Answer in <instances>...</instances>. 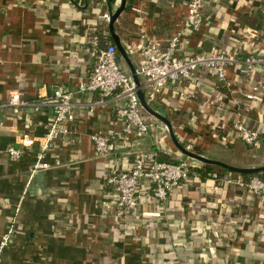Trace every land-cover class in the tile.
Listing matches in <instances>:
<instances>
[{
	"label": "crops",
	"instance_id": "obj_1",
	"mask_svg": "<svg viewBox=\"0 0 264 264\" xmlns=\"http://www.w3.org/2000/svg\"><path fill=\"white\" fill-rule=\"evenodd\" d=\"M115 4L116 0L108 4L101 0H0V240L12 231L0 252V264H264V201L228 180L236 173L226 172L216 182L189 175L165 202L157 201L143 184L136 210L126 217L119 215L114 207L116 196L104 181L109 171L129 169L138 152L157 151L176 161L181 155L165 126L154 121L149 135L129 143L114 141L107 156L95 157L90 136L117 130L116 101L109 100L104 108L89 113L96 96L74 94L70 134L57 138L45 152L49 168L30 177L29 167L52 118L49 107L35 111L32 105L58 89L74 92L86 80L92 67L88 36L93 31L109 35L100 17ZM262 9L264 0H206L204 14L210 22L190 48L196 49L201 36L207 46L234 49L240 37L238 26L264 30ZM185 12L183 0H133L127 14L123 11L115 22L118 31H114L122 46L147 38L165 40ZM252 50H264L263 39ZM130 58L135 65L136 55ZM255 84L261 87L259 96L247 116L240 118L247 126L264 131V73L252 76L250 85ZM236 85L233 94L224 95L223 89L202 79L198 85L189 84L191 101L180 102L167 93L151 107L164 116L176 110L171 121L174 135L184 145L192 143L200 155L239 168L261 167L264 138L253 149L240 141L224 147L209 137L208 123L233 136L229 124L235 117L230 106L246 91L247 83L239 80ZM11 95L26 105L11 107ZM215 98V104H224L226 110L210 117L208 103ZM201 110L207 114H199ZM25 139L32 144L23 146ZM10 146L21 150V160L8 158ZM218 149L257 150L259 156L250 165L230 164L218 158ZM188 165L200 168L202 164Z\"/></svg>",
	"mask_w": 264,
	"mask_h": 264
},
{
	"label": "built area",
	"instance_id": "obj_2",
	"mask_svg": "<svg viewBox=\"0 0 264 264\" xmlns=\"http://www.w3.org/2000/svg\"><path fill=\"white\" fill-rule=\"evenodd\" d=\"M108 1L101 0L103 4H108ZM205 3L206 0H183L185 15L167 39L147 38L142 43L129 41L124 43L123 48L129 58L133 55L137 57L135 73L145 101L150 106L159 96L167 93L180 102L191 101L194 96L193 92L189 91V84L198 85L202 79L208 83L211 81L213 88L223 89L226 94H233L237 90L236 84L239 80L246 81V91L235 98L232 101L233 105L230 106L233 110L232 117H235L229 124L233 136L230 137L229 132H224L217 124L208 123L209 137L224 147L240 141L248 148H258L264 138V131L247 126L240 117L247 116L261 88L259 84L250 85V79L256 72L264 73V50H252L260 36L252 29L237 25L240 28L239 41L237 47L230 51L214 45L207 46L201 36L202 39L199 38L194 45L196 49L190 48L192 40L198 37L202 27L210 22L204 14ZM119 4L120 0H116L115 8L110 13L114 12ZM261 12L264 13V9ZM110 13L102 14L100 17L106 24L109 22ZM89 55L92 60L91 71L86 80L76 85L74 92L58 89L49 98L32 105L35 111L40 110L42 106L49 107L52 118L47 132L39 142L35 160L29 167L30 177L49 168V164L44 162L45 152L57 138L70 134L68 125L74 121L72 104L74 94L96 96L89 105V113L104 108L109 100L117 103L114 110L117 130L111 134L99 131L90 136L92 150L97 158L107 156L114 141L122 140L129 143L133 139L149 135L155 129L156 120L152 121L144 114L129 71L126 67V70H123L119 64L116 47L111 44L101 46L98 37L93 36L90 40ZM215 101L216 98L210 99L208 103L212 112L210 117L216 116L223 108L226 110L224 104L223 107H219ZM9 105L18 108L25 106L26 103L11 95ZM173 112L176 113V110ZM174 113L165 117L175 118ZM199 114L207 113L201 110ZM169 121L171 123V120ZM177 136H175L177 140L183 142L180 136ZM31 144V139L22 141L23 146ZM185 148L193 151L194 147L189 142ZM6 154L11 161H19L23 155L21 150L13 146L6 149ZM189 168L190 166L184 162L170 164L160 161L157 151L138 152L133 155L129 169L111 170L106 174L104 181L116 196L114 203L116 211L121 217H126L140 204L143 184L148 186V191L157 201L165 202L174 189L189 179ZM233 175L235 177L232 179L228 177V180L234 182L239 190L264 201L263 178L253 176L245 179L239 174ZM11 234L12 231L8 230L2 235L0 252L7 246Z\"/></svg>",
	"mask_w": 264,
	"mask_h": 264
},
{
	"label": "water",
	"instance_id": "obj_3",
	"mask_svg": "<svg viewBox=\"0 0 264 264\" xmlns=\"http://www.w3.org/2000/svg\"><path fill=\"white\" fill-rule=\"evenodd\" d=\"M126 4H127V0H120L119 7L114 12L110 13V19H109V22L107 24V29H108L109 36L112 39L114 46L116 47V50L120 56V59L123 61L127 70L129 71V74L132 78L133 84H134L135 89H136V95L138 97L139 103H140L143 111L148 116L152 117L153 119H155L156 121L160 122L161 124H163L165 126V128L167 130L168 137H169L170 141L172 142L173 146L177 149V151H179L180 154H182L187 159H191V160L196 161L202 165L219 167L221 169L227 170L228 172H232V173H236V174L264 173V166L256 167V168L234 167V166L227 165V164L220 162V161H217V160L206 158L200 154H197L193 151L186 149L185 147H183L179 143V141L176 139V137L174 135L173 128H172V125H171L169 119L167 117H165L164 115L155 111L145 101L144 93L141 90V85H140L139 79L135 73V67H134L131 59L129 58V56L125 52L123 46L121 45V41H120L118 35L114 31V24L117 21V19L119 18V16L123 13V11L126 7Z\"/></svg>",
	"mask_w": 264,
	"mask_h": 264
},
{
	"label": "trees",
	"instance_id": "obj_4",
	"mask_svg": "<svg viewBox=\"0 0 264 264\" xmlns=\"http://www.w3.org/2000/svg\"><path fill=\"white\" fill-rule=\"evenodd\" d=\"M132 1L133 0H127L126 7L124 9L125 15L127 14L128 9H129V5H130V3ZM110 2H111V0L108 1V3H110ZM121 23H124V20H121ZM83 27H85V26H83ZM114 29H115V31H118V24H115ZM252 30H254V29H252ZM105 31H106V27H105ZM254 31H256L258 33V35L260 36L259 37L260 40L264 38V30L263 31H261V30L258 31L256 29ZM93 36H97L98 37L99 43H100L101 46H105V45H108V44L114 45V43H113V41H112V39L110 38L109 35H102V34H100V32L93 31V32H90V34L88 36L89 40H91V38ZM88 46H90V42L88 43ZM117 55H118V59L121 60L118 52H117ZM222 93L224 95H226V93L224 91ZM167 118H169V120H171V121H174L173 117H167ZM193 152H195L197 154H200V151L197 150L196 148H195V150H193ZM158 159L160 161L167 162V163H170V164H177L178 163V161H176L174 158L168 157V156H164L162 154H158ZM226 172H228V171L224 170V169H221L219 167H212V166H207V165H201L200 168H192V167L189 168V175L190 176H195V177L199 178L201 181L213 180L214 182H216ZM239 176L242 177V178H245V179L253 177V176H258V177L264 179V173L239 174Z\"/></svg>",
	"mask_w": 264,
	"mask_h": 264
},
{
	"label": "rangeland",
	"instance_id": "obj_5",
	"mask_svg": "<svg viewBox=\"0 0 264 264\" xmlns=\"http://www.w3.org/2000/svg\"><path fill=\"white\" fill-rule=\"evenodd\" d=\"M119 64L121 65V68L123 70H126V66H124V63L122 60L119 61ZM146 116H148L146 113H144ZM149 119H151L152 121H154L155 119H153L152 117L149 116ZM158 124H160V122L156 121ZM177 139V138H176ZM179 143L185 147L184 142H180ZM176 149V148H175ZM177 151V149H176ZM179 153V151H177ZM219 159H221L222 161L226 162V163H230V164H243V165H250L253 164V162H256L258 160L257 156H259V152H257V150H251V149H245L241 152V150H225V149H218L215 151ZM179 159H181L178 162H184L187 165L188 164H193V163H197L195 161H192L191 159H187L186 157H184L182 154L179 153ZM181 157V158H180Z\"/></svg>",
	"mask_w": 264,
	"mask_h": 264
}]
</instances>
